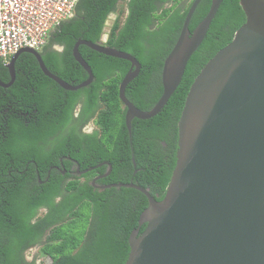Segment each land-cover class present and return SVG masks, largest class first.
<instances>
[{
	"label": "trees",
	"instance_id": "trees-1",
	"mask_svg": "<svg viewBox=\"0 0 264 264\" xmlns=\"http://www.w3.org/2000/svg\"><path fill=\"white\" fill-rule=\"evenodd\" d=\"M79 0L75 15L52 32L49 44L63 51L40 50L47 67L71 84L89 76L73 55L80 39L102 42L106 22L118 12L104 44L134 55L139 75L126 96L140 109L150 110L163 92L165 58L183 27L191 0ZM212 0H202L191 19L194 31L206 17ZM128 10L125 19L121 13ZM246 21L240 0H223L205 39L190 58L183 78L161 112L149 119L126 122L119 96L120 83L131 62L87 45L80 52L91 66L93 81L67 90L48 77L36 56L23 52L16 61V79L0 85V264H44L28 260L25 250L39 245L52 264H125L130 238L140 223L148 197L129 186L98 188L97 183L133 182L148 188L157 201L166 193L177 162L179 119L190 87L205 64L229 44ZM0 60V80L10 81ZM80 105L78 116L75 108ZM96 116V117H95ZM95 117L97 127L82 132ZM60 157H72L82 173L63 174ZM69 167L72 160H64Z\"/></svg>",
	"mask_w": 264,
	"mask_h": 264
},
{
	"label": "water",
	"instance_id": "water-1",
	"mask_svg": "<svg viewBox=\"0 0 264 264\" xmlns=\"http://www.w3.org/2000/svg\"><path fill=\"white\" fill-rule=\"evenodd\" d=\"M202 0H193L179 37L165 58L163 92L150 110L137 107L126 88L141 71L131 53L103 42L80 38L73 55L88 72L86 80L71 84L53 73L41 51L19 50L6 63L11 86L16 61L23 52L36 56L43 72L67 90L89 85L94 73L80 52L87 45L101 53L126 59L131 67L119 86L126 122L149 119L162 111L180 84L187 64L202 44L223 0H212L206 17L190 31L193 14ZM246 21L233 40L202 68L188 92L179 119L177 162L164 198L157 201L148 188L133 182L112 183L142 191L149 206L130 238L125 264H264V0H240ZM107 162L89 167L91 171ZM93 179L106 177L112 170ZM44 264H52L47 258Z\"/></svg>",
	"mask_w": 264,
	"mask_h": 264
},
{
	"label": "built area",
	"instance_id": "built-area-1",
	"mask_svg": "<svg viewBox=\"0 0 264 264\" xmlns=\"http://www.w3.org/2000/svg\"><path fill=\"white\" fill-rule=\"evenodd\" d=\"M78 2L0 0V60L8 63L13 55L25 47L42 50L52 32L75 15ZM108 31H105L104 38L108 36Z\"/></svg>",
	"mask_w": 264,
	"mask_h": 264
},
{
	"label": "flooded vegetation",
	"instance_id": "flooded-vegetation-1",
	"mask_svg": "<svg viewBox=\"0 0 264 264\" xmlns=\"http://www.w3.org/2000/svg\"><path fill=\"white\" fill-rule=\"evenodd\" d=\"M116 14H115V19H117L116 17H118L119 16V13L118 12H115ZM121 14H123V15H121L122 16V18L123 19H125L126 18V16H127V14H128V10L126 9V12H125V16H124V12L123 13H121ZM124 16V17H123ZM114 21L115 20H113V22H112V24L114 23ZM111 24V25H112ZM110 30V29H109ZM108 36H109V31H108ZM108 36H106L105 38H104V36L102 37V40H105V39H107L108 38ZM48 49V50H53V51H63V49H64V46L63 45H61V44H49V45H47L43 50H45V49ZM42 50V51H43ZM80 110H81V106L80 105H78L76 108H75V110H74V115L75 116H78L79 115V112H80ZM96 117V116H95ZM95 117L94 118H92L89 122H86V123H84V124H82V126H81V131L82 132H91V131H93L96 127H97V125H96V122H95ZM65 159H67V160H72V162L73 163H71V165L68 167L67 166V164H65V162H64V160ZM60 161H61V165H52L51 166V169H53V168H59V169H61L62 170V172H63V174H67V173H70L71 175H82V173H84V170H81V167H80V165L76 162V160L75 159H73L72 157H66V158H63V157H60ZM108 169H109V166H108ZM108 171V170H107ZM112 171V170H111ZM106 173V172H105ZM105 173H103V174H105ZM111 173V172H110ZM102 173H98V174H96V176H94V178L95 177H97V176H100V175H103ZM93 178V179H94ZM101 178H104V177H101ZM93 179H92V181H91V183L93 182ZM100 179V178H99ZM99 179H97V181L99 180ZM97 181H96V185L97 186H99L98 188H101V186L102 185H106V184H100V183H97ZM102 189V188H101ZM31 251H32V253H31ZM25 257L28 259V260H32V259H35V258H37V261H38V263H40V262H42L43 260H44V263L46 262V260H47V258H49L50 256H43V255H41L40 254V246L39 245H36V246H32V247H29V248H27L26 250H25ZM29 253L32 255V256H29Z\"/></svg>",
	"mask_w": 264,
	"mask_h": 264
},
{
	"label": "rangeland",
	"instance_id": "rangeland-1",
	"mask_svg": "<svg viewBox=\"0 0 264 264\" xmlns=\"http://www.w3.org/2000/svg\"><path fill=\"white\" fill-rule=\"evenodd\" d=\"M190 1H191V0H188L187 2L189 3ZM120 7L122 8V12H124V16H125V12H126V10L123 11V4H122ZM124 16H123V17H124ZM113 17L115 18V14H112L111 17L108 18V21H107V23H106V29H105V31H108V30L110 29L111 24H112V21H113ZM31 253H32V251H31ZM29 256H32V255L29 253Z\"/></svg>",
	"mask_w": 264,
	"mask_h": 264
},
{
	"label": "bare ground",
	"instance_id": "bare-ground-1",
	"mask_svg": "<svg viewBox=\"0 0 264 264\" xmlns=\"http://www.w3.org/2000/svg\"><path fill=\"white\" fill-rule=\"evenodd\" d=\"M116 18H117V17H116ZM107 21H108V20H107ZM114 22H115V21H114ZM111 26H112V25H111ZM48 41H49V40H48ZM102 42L105 43L103 40H102ZM47 43H48V42H47ZM47 43H46V44H47ZM46 44H45V45H46ZM38 51H39V50H38ZM10 60H11V59H10Z\"/></svg>",
	"mask_w": 264,
	"mask_h": 264
}]
</instances>
